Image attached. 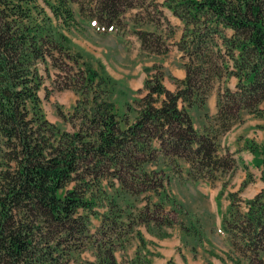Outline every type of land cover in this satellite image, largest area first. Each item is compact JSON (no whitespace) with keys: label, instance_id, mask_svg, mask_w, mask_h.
<instances>
[{"label":"trees","instance_id":"16d2710c","mask_svg":"<svg viewBox=\"0 0 264 264\" xmlns=\"http://www.w3.org/2000/svg\"><path fill=\"white\" fill-rule=\"evenodd\" d=\"M73 1L79 0H0V264H68L90 247L96 255L92 264H120L115 251L129 241L134 224L171 221L163 207L153 212L149 203L125 220L123 209L111 204L91 232L90 216L99 214L104 199L102 180L111 185L114 177L133 194L157 192L162 179L145 164L162 154L176 172L179 159L187 162L188 179L212 183L235 167L230 153L219 152L218 136L244 109L264 113V0H172L182 22L175 44L185 76H172L171 91L160 65H154L131 120L105 95L108 78L78 67L74 57L65 69L69 39L61 29L76 23ZM88 1L95 2L91 17L107 28L121 25L119 15L136 2ZM144 21L160 26L155 19ZM166 34L140 32L141 48L166 53ZM51 65L56 79L63 72L69 76L61 87L80 90L72 131L55 128L42 113L38 90ZM231 76L237 79L234 89L226 85ZM217 80L223 82L217 111L205 115L199 131L187 106H203ZM253 149L264 180V150ZM259 193L246 212L224 219L231 251L251 264H261L264 250V189ZM144 258L138 248L131 264L147 263Z\"/></svg>","mask_w":264,"mask_h":264},{"label":"rangeland","instance_id":"374dc122","mask_svg":"<svg viewBox=\"0 0 264 264\" xmlns=\"http://www.w3.org/2000/svg\"><path fill=\"white\" fill-rule=\"evenodd\" d=\"M135 1L132 8L126 9L119 15L118 19L121 25L118 28L110 31L105 30V32H112L113 34L100 32L104 30H99L95 24H89L90 14L96 9L94 10L95 2H89L88 0L70 2L76 23L69 29H61V32L69 39L67 57L70 64H66L65 69L72 65L73 60H71V57H74L78 67L96 71L103 78H108V85L102 84V86L107 88L105 95H109V99L113 101L120 114L128 111L130 120L135 114L137 106L135 101L143 92L144 79L154 72V65L159 64L163 72L169 74L167 68L158 61L166 57H172V64L176 66L182 64L181 58V62H179L178 57H176L177 52H171L176 46L175 38H178L180 31V19L172 11L171 5L173 1ZM80 6L83 8H80ZM83 9L84 11H81ZM146 18L155 19L160 26L157 28L153 22L147 23L144 21ZM144 30L166 32V41L170 45L168 48L169 52H166L167 54H153L140 48V32ZM171 30L172 32H170ZM124 35L129 36L127 48L121 43V40L124 42ZM125 45L127 44L125 43ZM40 70H42V66ZM54 71H56V68L51 65L49 69L50 76L44 78L38 90L42 99V113L46 120L55 128L72 131V120L74 117L71 112L78 105L80 90L76 87H61L69 76L63 72L61 78L56 79ZM80 72L82 73L83 71L80 70ZM52 78L56 79L55 82H53ZM260 108L264 109L261 104ZM236 125H238L236 127L239 128V132L242 133V138L247 137V143V140L250 139L249 145L253 154V147L264 150V113L262 116H258L244 109V111H241L240 119L236 121ZM159 156L152 163L145 164L146 169L151 167L152 169H150L154 171V174L158 173V178L162 179V185L155 188L158 189V192L140 191L141 189H138V193L133 194L128 190V186L124 188L119 186L118 180L114 177H110L113 183L111 185L105 179L100 183V187L103 186L105 192L102 204L98 207L100 211L110 210V206L113 204V207L116 208L113 210L123 209L121 215L127 220V214L133 213L134 215L149 203V207L153 212H157L163 207L162 215L170 219L171 223L168 225H170L171 231L162 229L154 233L149 229H145L146 232H141L139 226H142V223L134 224L133 232L128 235L130 236L132 233L136 235L138 248L141 249L144 259L148 261L141 264H153V258L164 259L163 264H216L217 262L236 264L231 257L241 259L240 262L247 261L251 264L250 258L248 259L246 255H241L240 251L237 250L233 253L230 248L228 249L223 238L214 231V222L218 213L219 203L223 200H226L228 205L225 211L223 208L220 211L227 212L224 217H229L227 218L229 220L232 219L230 216L233 214L236 215L239 211H247L250 200L264 189L262 188L256 194L250 195L256 189L255 187L258 186V183H254L256 177L241 179L238 182V174L236 175L235 167L230 175H221L219 179L212 183L204 185L192 183L187 178L176 176L174 173L176 172L175 168L173 169V165L169 163V160L162 154ZM179 162L181 169H184L182 163L186 162L183 159H179ZM256 165L258 166V164ZM258 167L263 171L262 164ZM259 180L264 182L262 172ZM250 182L252 184L248 186ZM212 191H214V196L211 195ZM236 201L237 203H235ZM99 216L101 217V215ZM157 225L162 226L164 224ZM178 228L180 235L184 236H180V257H176L175 260V256L173 257L170 253L167 254V250L171 248L170 242ZM181 247L184 248L186 254ZM93 255H86L82 259V264H92L94 261L90 262L87 259H96V255L94 253ZM155 264H160V260L155 261Z\"/></svg>","mask_w":264,"mask_h":264},{"label":"crops","instance_id":"0c3cea01","mask_svg":"<svg viewBox=\"0 0 264 264\" xmlns=\"http://www.w3.org/2000/svg\"><path fill=\"white\" fill-rule=\"evenodd\" d=\"M179 23H180V28H179L180 31H179L178 38H175L176 41L179 40V37H180L181 32H182V23L180 20H179ZM100 32L113 34L112 32H107V31L105 32V30L100 31ZM128 39H129V36L126 35L125 37H123L124 42L121 40V43L125 48H127V46H128V41H127ZM125 43L127 45H125ZM172 48H173V46H172ZM167 52H169V50ZM171 52L172 53L177 52L176 57H178L177 59L179 60V62H181L180 61L181 53L178 52L176 46H174V48L172 49ZM158 62L161 63V65H163L164 67H166L167 70L169 71L168 72L169 74H167V72H166L163 75L164 86L171 91L175 90L176 84H175V82L171 76H173L176 79H181L185 76V69L181 65L176 66V65L172 64V57H166L163 60H160ZM236 82H237L236 77L231 76L227 79L226 85L229 88L234 89ZM222 85H223L222 81L220 82L217 80L214 83V86L210 90L203 106H200L198 104H193V105L187 106V112L190 115L192 124L199 131L203 130V127L205 124V117L204 116L206 114L214 115L216 113L218 90H219L220 86L222 87ZM261 107L264 108V101L261 103ZM234 124L235 125L232 127V129H230L227 132L220 134L218 136L217 141L219 143V152L220 153L228 152L234 158L235 167H236V175L238 174L237 175V181L238 182H240L241 179H245V178L251 179L253 177L254 178L256 177L254 180V183H258V186L255 187L256 189L251 192L250 195H253V194H256L258 191H260L262 188H264V182L259 180L262 169L260 167H258L255 163L254 154H253V151L249 145L250 139L247 140L248 141V143H247L246 142L247 137L242 138V136H241L242 133H240L239 128L236 127L238 125H236V122ZM238 124H240V123H238ZM159 157L160 156H158V158ZM178 164L180 166V171H182V172H180V171L179 172L173 171V172L176 174V176L186 179L187 178L186 171H187L188 163L187 162L182 163L184 166V169H181L182 167L180 165L179 160H178ZM161 165H162V163H161ZM235 167H234V169H235ZM215 183H217V182H215ZM251 184H252V182H250V184L248 186H250ZM202 185H204V184H202ZM211 195L214 196V191H212ZM227 205H228V203L226 200H223L219 203L218 213L215 217V222H214V231L216 232V234H218L219 236H221L223 238L224 243L226 244V246H228V249H229L230 248L229 238L227 235V230L225 229V223H223L224 219H225L224 216L227 215V212L225 213L223 211H220L221 208H223L225 211ZM216 208H218V207L216 206ZM98 211H99V213L102 212L100 210H98ZM99 215L100 214L90 216L89 229L91 232L95 231L96 228L100 225L101 217ZM173 224H175V223H173ZM175 225L178 226L177 224H175ZM139 229L141 232L142 231L146 232V230L149 229L150 231H152L154 233L159 232L162 229H165L167 231H171L170 225L164 224L162 226H158L157 223H155L153 221H150L147 224L142 223V226H139ZM180 236L183 237L184 235H182V234L180 235V231L178 228V231L176 232V234H174V236L172 237V240L170 242L171 248L167 250V254L170 253L171 255H173V257L175 256L174 257L175 260H176V257H178V258L180 257V253H179ZM181 248H182L183 252L185 253L184 248L183 247H181ZM137 249H138V240H137L136 235H134V233H132V235L129 236V241L126 242L122 248L118 249L115 252V256H116L117 260L120 262V264H131V259L135 256ZM93 253H94L93 248L90 247L88 249H85V250L81 251L80 253L75 254V260H71L68 264H82V259L84 257H86V255H88V254L93 255ZM166 257H170V256H166ZM261 257H262V264H264V251L262 252ZM87 260L90 262L95 261V259L92 260L90 258H88ZM157 260H160V264H163L165 261L164 259L153 258L152 263L155 264V261H157ZM216 264H222V263L217 262ZM240 264H249V263L247 261H242V262H240Z\"/></svg>","mask_w":264,"mask_h":264}]
</instances>
